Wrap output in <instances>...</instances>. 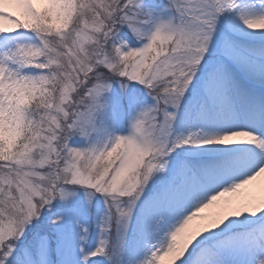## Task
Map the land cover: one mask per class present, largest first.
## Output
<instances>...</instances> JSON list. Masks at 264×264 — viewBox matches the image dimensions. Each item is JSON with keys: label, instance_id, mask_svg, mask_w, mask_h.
<instances>
[{"label": "snow or ice", "instance_id": "snow-or-ice-1", "mask_svg": "<svg viewBox=\"0 0 264 264\" xmlns=\"http://www.w3.org/2000/svg\"><path fill=\"white\" fill-rule=\"evenodd\" d=\"M261 178L264 0H0V264H264Z\"/></svg>", "mask_w": 264, "mask_h": 264}, {"label": "bare ground", "instance_id": "bare-ground-1", "mask_svg": "<svg viewBox=\"0 0 264 264\" xmlns=\"http://www.w3.org/2000/svg\"><path fill=\"white\" fill-rule=\"evenodd\" d=\"M262 185H264V178H261L257 182H253V184L246 186L243 191L245 194L257 195L259 194V190Z\"/></svg>", "mask_w": 264, "mask_h": 264}, {"label": "rangeland", "instance_id": "rangeland-1", "mask_svg": "<svg viewBox=\"0 0 264 264\" xmlns=\"http://www.w3.org/2000/svg\"><path fill=\"white\" fill-rule=\"evenodd\" d=\"M215 211V209H206L205 214H209L211 212Z\"/></svg>", "mask_w": 264, "mask_h": 264}]
</instances>
